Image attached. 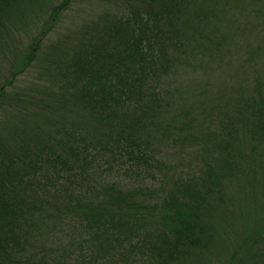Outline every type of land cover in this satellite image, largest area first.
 <instances>
[{"label":"trees","instance_id":"obj_1","mask_svg":"<svg viewBox=\"0 0 264 264\" xmlns=\"http://www.w3.org/2000/svg\"><path fill=\"white\" fill-rule=\"evenodd\" d=\"M238 16L264 0H0V264H264V46L229 94L168 85Z\"/></svg>","mask_w":264,"mask_h":264},{"label":"rangeland","instance_id":"obj_2","mask_svg":"<svg viewBox=\"0 0 264 264\" xmlns=\"http://www.w3.org/2000/svg\"><path fill=\"white\" fill-rule=\"evenodd\" d=\"M66 15L63 18L62 25L59 26V30L61 31L64 27H68L70 22H73V19L79 16V13H76L75 9H73L68 11ZM237 20L236 24H226L224 28L226 34L233 40L228 41V43L226 42L223 48V52L225 53H221L219 56L223 58V64H225L221 69L215 67L216 62L219 61V58L217 61L215 59L217 55L210 57L211 55L208 52L204 58H199L194 61V64H190L186 68H180L179 74L171 75L168 85L170 88H173L171 92L175 93L173 95V101L176 105H179L181 101V106L187 108L190 104L194 105L193 103L196 98H207L210 95V100H213L215 97L223 96L225 92L229 94L228 89L231 83L235 81L236 74L245 72L244 65L248 62L250 47L264 46V31H260V34L253 36L248 32V22L246 23L241 16H238ZM238 30L241 32L239 33ZM159 148L161 149L156 148V151L161 156L176 159V153L171 152V150L166 151V146L160 145ZM121 161L115 165L113 164L115 162L109 163L107 160H100V175L101 171H104L106 172L105 176L108 180L115 182L127 180L123 169L126 164L121 163ZM122 162L126 161L123 160ZM100 175L97 174L98 180L100 179ZM128 179L129 181L124 184L125 186H132L133 183L138 181L134 173Z\"/></svg>","mask_w":264,"mask_h":264}]
</instances>
